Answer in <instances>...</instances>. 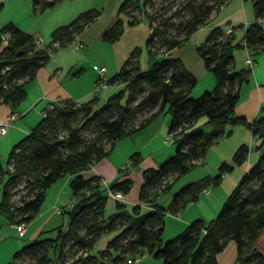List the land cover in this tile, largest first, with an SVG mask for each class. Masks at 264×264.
I'll return each mask as SVG.
<instances>
[{"label": "trees", "instance_id": "1", "mask_svg": "<svg viewBox=\"0 0 264 264\" xmlns=\"http://www.w3.org/2000/svg\"><path fill=\"white\" fill-rule=\"evenodd\" d=\"M56 1L32 0L38 9ZM224 1L185 0L183 5L189 13L177 21L170 20L169 15L156 19L155 12L146 11L150 30L145 44L152 58L148 66L140 65V46L132 47L120 67L108 77V82L117 88L102 103H97L96 94L80 104L73 100L52 101L43 107L45 113L30 130L11 145L5 162L0 159V211L9 220H30L39 209L46 187L66 171L73 174L69 183L75 199L66 209L68 219L64 228L58 226L54 236L34 237L23 243L6 264H111L137 253L140 247L161 257L162 264H218L216 253L229 238L236 241L240 264H264V251L253 246L264 223V115L249 121L234 113L239 85L250 68L235 67L232 52L234 47L243 46L242 40L248 46H264V24L257 20L264 17V0H252L255 19L244 27L240 41L231 43L233 30L226 33L222 26L213 25L196 45L205 67L215 77L211 88L192 94L196 75L180 57L168 52L182 44ZM150 2L120 0L117 15L102 36L115 39L123 29L119 13L126 14L128 22H135L141 17L133 9ZM2 3L0 0V7ZM99 13L95 6L80 10L70 20L55 25L50 39L40 47H36L33 32L12 20L4 22L0 26V101L15 106L25 95V81L47 61L50 52L71 41ZM165 108L169 112L167 132L174 139V151L156 166L142 170L139 202L129 209L123 201L115 199V209L106 214L107 191L100 183L101 176L86 174L84 170L109 151L116 138L142 127ZM143 112L147 113L135 122ZM201 115H204L202 122L243 123L260 137L258 147L263 149L244 169L216 215L208 220L194 217L163 241L166 211L176 213L186 201L194 199L205 186V180L181 185L173 192L167 207L154 199L171 185L166 181L161 187V180L169 174L173 179L187 171L195 159L203 156L208 143L223 133L220 125L210 131L200 127L197 119ZM88 128L92 129L91 134L85 138L83 132ZM103 138L109 139L107 147L102 144ZM247 153V143H240L230 161L219 162L212 179L218 180L224 171L241 163ZM130 183L128 175L108 182L112 189L122 191H127ZM15 193L19 194L17 199L12 198ZM141 202L148 205L142 206ZM108 230L115 233L103 247L93 251L97 238Z\"/></svg>", "mask_w": 264, "mask_h": 264}, {"label": "rangeland", "instance_id": "2", "mask_svg": "<svg viewBox=\"0 0 264 264\" xmlns=\"http://www.w3.org/2000/svg\"><path fill=\"white\" fill-rule=\"evenodd\" d=\"M184 1L185 0H152V3L150 2L151 4L149 3V4H145L142 7L134 8L133 13L139 15L140 17H145L147 20L145 13L146 11H151L156 13L155 14L156 19L161 18L160 16L169 15L170 20L177 21L178 19L185 17L189 13L188 8L183 5ZM90 6H95L100 9V17H98L95 20V22H99L101 18L105 20L112 18L114 16L112 15L114 14L113 9L111 14L107 16L111 7L110 3L107 2V0H61L58 2H54L52 5L46 6L43 9H38L37 5L33 4L32 0H4L2 6L0 7V25H2L4 22L8 20L15 21V23L18 24L19 26L23 25L26 22H30L32 25L37 27L36 28L37 30H35V32L37 33L36 34L33 33V34L36 37L39 38L42 37L41 40L44 43V41H47L50 38V30H49V27H51L50 25L56 23L54 22L56 21L55 17L61 12L63 8L67 7V9L71 10L72 8L84 9L85 7H90ZM218 8H215L212 11V13H215V11ZM116 9L117 7L115 5L114 12L116 11ZM64 12L66 13L67 11L65 10ZM121 14L124 13L121 12ZM70 19L71 17L68 20ZM172 27L169 28L171 31H173L174 28ZM72 43L73 41L72 42L69 41L67 44L62 45L61 47L58 48V50L63 51L62 54L60 55V59L64 63H71L73 66L72 67L73 70L77 68L81 70V67H84V69L80 73V78L91 76V74L89 73L91 72L95 75L94 77L96 79L97 73L96 71H94L92 67L93 62L104 63L105 65L111 64L112 62L111 53L113 52L112 48L114 47V43L109 41L108 39L102 37H100L99 39L95 38L90 42L83 43L82 48L79 50L71 47ZM140 51L146 52V49L141 46ZM59 54L60 53H58V55ZM235 54L237 58L238 56L239 57L241 56L244 63V56L246 55L245 49L243 47L242 49L240 47L236 48ZM250 55L252 58L257 60V62L254 61L255 63L251 66L252 68L256 67L257 63L260 65V67L264 68V47L262 49L253 48ZM52 58L53 56L49 55L47 62H50ZM149 58L151 57L149 56ZM101 60L102 62H99ZM115 71L116 68L106 69L105 67L104 78H108ZM262 73H264V69L262 70ZM95 84L98 85L101 84V82L95 81ZM201 86L202 83L196 82L191 89L192 94L197 95L203 89H205V87L201 88ZM109 88L110 89H106V87L105 88L101 87L98 90V97H97L98 104L102 103L107 98V96L117 88V85H113L112 87ZM44 102H45L44 99L41 100L35 99L34 101L32 97L29 96L28 93L15 105L18 113L16 117L13 118V121L17 123L15 125L14 124L9 125L7 127V132L3 134L4 135L8 134L12 128H17L18 123H20L26 129L27 128L30 129L31 126L34 125L39 119L41 115V109L44 107L43 106ZM26 105L28 106L25 107ZM146 113L147 112L145 113L143 112V114L140 113L137 116L135 122H138L139 118L143 117ZM168 116H169V112L165 108L164 110L158 113V117L155 120V127H153V129H152V125L154 124L153 123L154 121L151 123V125L149 124L148 126L145 127L142 126L130 133H125L119 136L118 138H116V142L112 146V149L111 148L109 149V151H112L111 152L112 155L116 153L118 159L121 158L122 164L118 169L119 176H117V178H122L125 175V173L127 174L129 173L130 179L133 181V179L135 180L137 178V173H138L137 171L133 172V168L134 170H137L138 167L140 168L145 167L143 165H145L149 157V154L155 156L156 159H159L158 161L161 162L174 151V146H175L174 139L167 132L166 129ZM203 118L204 115H201L197 120L200 121L198 123H200V127H202L205 131H210L213 127H216L218 125L222 127L223 133L219 136L220 138L218 137L216 139L211 140L208 143L203 156L198 160L195 159L194 163L187 171L181 173L177 177H173V179L172 176L171 177L165 176L164 179L161 180V187L163 186L166 180L170 181L171 185L168 189L160 192L157 195V197H155L154 199H156L159 203L167 207L169 206V202L172 198L173 192L177 188H179L181 185H183L186 182L197 179H204L205 186H207L209 190L207 192L199 191L194 199L186 201L185 204L176 212L177 215H173L169 212L164 214V225L161 232V239L163 241L173 236L184 227L183 226L181 228H178L179 221L182 219L188 218V220L185 222L186 224L194 217H202L204 220H208L210 217L216 215V213L219 211L221 207L222 202L226 199L227 195L232 190V188L237 184L243 172V170L241 169V164H234L230 170L226 172L224 171L220 175L218 180L212 179V176L216 172H218V163L220 159H222L223 157L224 158L227 157V159H229L230 153L231 151H233L232 149L235 143L239 141L243 132L247 130V127L245 125H242L241 123L235 124L232 126L233 131L229 135H226L225 134L226 128L233 123L229 121L221 124L217 122H201ZM209 123L212 124L209 125ZM154 128L156 132L154 131ZM91 130L92 129L90 128L84 130L83 135L85 138L89 134H91ZM25 131L26 130H22L21 131L22 134H24ZM3 134H0V159L3 162H5L7 152L10 149V146L12 145L13 142L10 145L5 146V141L1 140L2 137L4 136ZM16 140H18V137L14 140V142ZM101 140L104 147H107L109 145V139L103 138ZM260 140H261L260 137H258V141L255 137H253L252 139V147L247 156L248 159H250L252 162L257 159L259 155V150L263 149V146L256 147V142H260ZM109 151H107L103 155L109 156L107 155ZM139 172H141V170H139ZM70 174L71 173L68 171L60 174L46 187L45 196L42 200L43 203L49 200L50 198L59 195V198L56 197L57 203L55 204H57V206L63 205L67 201H71V205H72L75 197L72 195V190L68 179V176ZM100 183L103 184V181L100 180ZM1 184L2 183L0 182V198H1ZM18 196L19 194L15 193L14 195H12V198L17 199ZM138 200L134 202L133 200L130 202H125L126 206L129 209H131L132 205L135 202L140 201ZM115 205H116L115 198L107 193L105 205H104L105 212L112 211V209L115 208ZM211 206L212 208L216 207L214 214H211L212 213ZM67 219H68V215L66 210L63 212L55 211L52 221H54L55 223L53 225L56 226L53 227L52 231L47 232L45 234H41V236H54L56 234V228L58 226L64 228ZM29 240H31V238L28 239L22 238V236H20L15 229H12L11 224L6 218V215L0 211V264H6L8 260L12 257L13 252L23 243ZM98 240L100 241L101 239ZM98 240L93 244V247L91 249L94 250L98 248L99 246ZM137 253L140 255L141 261H136L130 264H145L148 258H151L152 260L158 258L161 260L162 263V258L148 252L146 247H140ZM120 264H128V263L126 261L125 262L123 261Z\"/></svg>", "mask_w": 264, "mask_h": 264}, {"label": "crops", "instance_id": "3", "mask_svg": "<svg viewBox=\"0 0 264 264\" xmlns=\"http://www.w3.org/2000/svg\"><path fill=\"white\" fill-rule=\"evenodd\" d=\"M58 1H61V0H57L56 2H58ZM119 1L120 0H112V1L107 0V2H109L111 5L107 16H109L111 14L112 9H113V13H114V14H112V15H114L112 17L113 19L109 18V19L103 20L101 18V20H99V22H95V20L98 17H100V13H99L98 16L94 20H92L91 22L86 24L84 26V28L82 30H80L75 35V37L70 41V42L73 41L71 47L79 50L82 48L83 43L90 42L91 40H93L95 38H98V39L100 37L104 38L102 36V31L106 27L110 26L113 23L116 15H117L116 11L114 12L115 5L117 7V4L119 3ZM85 8H87V7H85ZM65 10L67 11L66 13L64 12ZM80 10H82V9L72 8L70 10V9H67V7L63 8L61 10V12L55 17L56 21H54V22H56V23H53V25H50L51 27H49V30L51 31L53 26H55L54 24L66 22L65 20H68L70 17L72 18ZM119 16H121V18L123 20V29H122L121 33L115 39L109 40V41L114 43V47L112 48L113 52L111 53V57H112L111 64L110 65H108V64L105 65L104 63L103 64L105 65L106 69L107 68H116V70H117L120 67V65L122 64L125 57L128 55L131 48L134 46H137V45L138 46L141 45L142 47H144L146 49V52L145 51L139 52L140 57H138V58L140 61V65H141V67L148 66L151 62V58H149V54L147 51V46L145 44V40H146V37L149 33L150 27H149V24H148L146 18L141 17L135 22H128L127 21L128 17L126 14H121V12H120ZM141 19H143L145 21H143ZM254 19H255V15L253 13L252 0H225L220 5V7L215 11V13L211 14L210 18L205 23L199 25L194 31H192L190 33L189 37L182 44H180L178 46H174L168 52L171 55L178 56L181 58L184 65L196 75V77H197L196 82L202 83L201 88H203V87L211 88L215 83V77H214L213 73L210 72V70L205 67L202 57L199 55V53L196 50V45L204 39L206 33L208 32L210 27L213 25H220V26L224 27L226 24H231L233 26V34H234V37L232 38L231 43L240 41L242 39L243 31H244V28L240 25V23L250 22ZM13 22L15 23V21H13ZM16 25H18V24H16ZM19 27H21L24 30L31 31L35 34L37 33V32H35V30H37L36 29L37 27L32 25L30 22H26ZM47 41H44V43ZM61 46L62 45L56 46L50 52V55L53 56V58L50 62H47L48 61V59H47V61L44 64L40 65L36 69L33 77L30 79H27L25 81V83H24L25 95L22 98H24L29 93V96H31L34 101H35V99H38V100L44 99L45 102H44L43 106H46L48 103H50L52 101H64V100H75V99L84 100V99H87V98H89L95 94L98 97V90L101 87L102 88L106 87V89H110L109 87H112L113 85H115L111 82H108V78H103L104 82H102L101 84H98L99 85L98 86L97 84H95V81H97L94 77L95 75L91 72H89L91 74V76H87L85 78H83V77L80 78V73L84 69V67H81V70H79L78 68L73 70L72 69L73 66L71 63L62 62L60 59V55L62 54L63 51L58 50V48ZM242 47L244 48V46H240L241 49H242ZM263 47L251 46L250 47V53L253 50V48L262 49ZM236 48H239V47H234L232 50L233 55H234V66L237 68L244 67L245 65L243 63L242 57L238 56V58H237V56L235 54ZM245 51H246V49H245ZM58 53H60V54L58 55ZM162 53H166V51L160 52L156 55H159ZM145 57H147V58H145ZM254 61L257 62V60H255L253 58L252 65L255 63ZM99 62H102V60ZM93 63H95V62H93ZM93 63H92V67H93ZM93 69H94V67H93ZM263 69L264 68L260 67V65L257 63L256 67L250 68V71H249L247 77L244 80H242L240 85H239V97H238V99L234 105V113L237 115H243L249 121L253 120L254 118H256L260 115H264V73H262ZM94 71H95V69H94ZM27 106L28 105H26L25 107H27ZM11 109L17 110L15 106H10L8 103L0 101V117L7 114L9 112V110H11ZM157 117H158V114L153 116L149 122H147L145 125H143V127L148 126L149 124L151 125V123L154 121L153 122L154 126L152 125V129H153V127H155V120ZM168 120H169V116L167 118V124H168ZM203 120H204V118L202 119V121ZM198 122H200V121L197 120V123ZM226 122H228V121H226ZM16 123L13 121L14 125ZM238 123H240V122L233 123L229 127H227L225 134L229 135L233 131L232 126L235 124H238ZM13 124H11V125H13ZM210 124H212V123H209V125ZM241 124L244 125L243 123H241ZM166 129H167V127H166ZM22 130H26L25 131V133H26L30 129H28V128L26 129L20 123H18L17 128H12L8 134L4 135L2 133L4 136L2 137L1 140L5 141V146L10 145L12 142L14 143V140L17 137H18V139L20 137H22L25 134V133L22 134V132H21ZM154 131L156 132L155 128H154ZM6 132H7V130L4 133H6ZM253 137H255L258 141V137L252 133V131L249 127H247V130H245L243 132L239 141H237L235 143V145L232 149L234 151L235 148L242 142L247 143L248 153L246 155V158L241 163H239V164H241V169L243 171H244V169L247 168L248 165H250L252 163V161L250 159H248L247 156H248L249 151L251 150V147H252ZM6 142H7V144H6ZM115 142H116V139L114 140L112 146L114 145ZM258 144H259V142H256V147H258ZM112 146H111V149H112ZM260 150H259V152H260ZM233 151H231L229 159H227V157H225L226 159L224 157L223 158L220 157L222 159H220L219 162H221L222 160L230 161L232 159ZM111 152L112 151H109V153L107 154L109 156L102 155L101 157L96 159L94 162L90 163L86 167V169L84 170L85 173L86 174L97 173L101 176V178H103L107 182H110L111 180H114L115 178H117V176H119L118 169L120 168V166L122 164L121 158L118 159L117 154L115 153L114 155H112ZM201 157H199V158H201ZM199 158H197V160ZM158 160L159 159H156L155 156L149 154V157H148L145 165H143V166H145V167L156 166L159 163ZM145 167H141L142 169L140 167H138L137 170H134V168H133V172L134 171L138 172L137 178L135 180L133 179V181L131 180L130 186H129L127 191H123V193H124L123 202L124 203L130 202L132 200L134 202V201L139 199V196H138L139 188H140V185H141L142 180H143L142 170ZM139 170H141V172H139ZM71 174L68 176L69 181L73 175V174L72 175ZM125 175H128L130 177L129 173L128 174L125 173ZM137 196H138V199H137ZM56 197L59 198V195L54 196L53 198H50L49 200H47L44 203H43V201H41L38 211L34 214V216L30 220H28L24 223V229L22 231L18 230L16 225L13 223L14 221L9 220L6 217L7 220L9 221V223L11 224L12 229H15L16 232L20 236H22V238H27V239L31 238L32 239L34 237H39V236L45 237V236H41V234H45L47 232L52 231L53 227L56 226V225H53L55 223H54V221H52L53 217H54V213H55V207L57 206V204H55V203H57ZM141 203H142V206H146V204H148L145 202H141ZM125 205H126V203H125ZM114 209H112V210H114ZM215 210H216V207L212 208V206H211V212H212L211 214H214ZM110 212L111 211H108L105 213L107 214ZM175 215H177V214H175ZM187 220H188V218L180 220L178 228L183 227ZM65 226H66V224L64 225V227ZM114 233H115V230H108V231L103 232V234L98 237V239H101V240L99 241L97 239L99 241L98 242L99 243L98 248L103 247L105 245L106 241ZM253 246L264 251V223L261 227H259V229L256 233V236L253 240ZM98 248H96L94 250L92 249V250L95 251ZM216 257H217L218 264H240L238 259H237L236 241L233 238H229L227 240V242L225 243V245L223 246V248L220 249L216 253ZM9 260H8V262H9ZM123 261L125 262V260H122L116 264H120ZM137 261H141V259H139ZM111 264H115V263H111ZM128 264H130V263H128ZM145 264H162V263H161V260L158 258L153 259V260L151 258H148V260L146 261Z\"/></svg>", "mask_w": 264, "mask_h": 264}, {"label": "built area", "instance_id": "4", "mask_svg": "<svg viewBox=\"0 0 264 264\" xmlns=\"http://www.w3.org/2000/svg\"><path fill=\"white\" fill-rule=\"evenodd\" d=\"M257 20L259 22H261L262 24H264V17H259L257 18ZM248 24V22H243L242 23V27L244 28L246 25ZM233 26L231 24H226L223 28H224V32H231L233 30L232 28ZM6 34L2 35V36H5ZM243 42V46L244 48L246 49V55L244 56V63H245V66L246 67H249L251 68L252 66V63H253V58L251 57L250 55V46H248L244 40H242ZM35 44H36V47H40L43 45V41L41 40V38L39 37H36L35 38ZM53 44L54 45H57V41L54 40L53 41ZM93 67L97 73V77H96V80L98 82H104V72H105V65L103 63H93ZM75 104H80L81 100H73ZM18 111L17 110H14V109H11L9 110V112L7 114H5L4 116L0 117V134L4 133L6 130H7V127L11 124H13V118L17 115ZM44 114L45 113V110L42 108L41 109V114ZM169 177H171L172 175L169 174L168 175ZM101 180L103 181V184L105 185L106 187V191L107 193L114 197L115 199H118V200H121L123 201L124 200V193L121 189H112L108 182L106 180H104L103 178H101ZM167 181V180H166ZM165 181V182H166ZM209 189L207 186H203L201 188V191H204V192H207ZM148 205V204H146ZM71 206V201H67L65 202L63 205H60V206H56L55 207V211L56 212H63L64 210H66L67 208H69ZM169 212L173 215L177 214V213H173V212H170V211H166V213ZM16 227L18 228L19 231H22L24 229V223L23 221H20V222H13ZM140 259V255L138 253H135L133 255H128L125 259V261L127 263H133L137 260Z\"/></svg>", "mask_w": 264, "mask_h": 264}]
</instances>
